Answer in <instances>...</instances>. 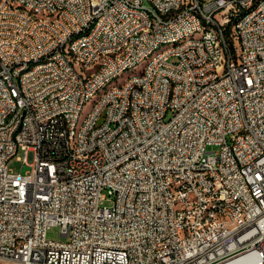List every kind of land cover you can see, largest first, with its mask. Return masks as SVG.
I'll list each match as a JSON object with an SVG mask.
<instances>
[{
    "label": "built area",
    "instance_id": "obj_1",
    "mask_svg": "<svg viewBox=\"0 0 264 264\" xmlns=\"http://www.w3.org/2000/svg\"><path fill=\"white\" fill-rule=\"evenodd\" d=\"M0 264H264V0H0Z\"/></svg>",
    "mask_w": 264,
    "mask_h": 264
},
{
    "label": "bare ground",
    "instance_id": "obj_2",
    "mask_svg": "<svg viewBox=\"0 0 264 264\" xmlns=\"http://www.w3.org/2000/svg\"><path fill=\"white\" fill-rule=\"evenodd\" d=\"M43 21H54V13H42ZM188 41V34H179L176 39L163 40L162 43H156L149 53L144 55L143 59H137L136 65H130V63H122L113 72L108 75V80L104 81L103 85H95L94 92H90L83 95L82 99V110L78 112V118L75 122H72L73 132H80L83 130L84 125L87 124L88 118L93 117L95 113V106L98 102L105 99V92H112L114 84L108 87V84L116 79L122 72L135 68L138 64L144 62L142 69H146L152 63H156L162 53L171 49H176L177 46L184 45ZM194 41H201V34H194ZM70 43H77V36H70ZM112 57H120V50H112ZM100 66V56H93L88 59V65L84 62H77V73H86V75H97V68ZM217 70H224V62H217ZM141 77V71L137 74H133L128 78ZM125 84V81L122 83ZM122 84H115V87H122ZM95 97V99H94ZM92 104L89 112L82 118V112L85 104L91 99ZM22 115V106H15L14 116ZM106 122V113H99L97 115V126H104ZM195 171H198L199 176H207V166L202 164H195ZM186 193L189 196H196V187L193 185H186ZM236 222V215H224V224H232Z\"/></svg>",
    "mask_w": 264,
    "mask_h": 264
},
{
    "label": "rangeland",
    "instance_id": "obj_3",
    "mask_svg": "<svg viewBox=\"0 0 264 264\" xmlns=\"http://www.w3.org/2000/svg\"><path fill=\"white\" fill-rule=\"evenodd\" d=\"M146 63V60L140 64H138L135 68H131L128 69L124 72H122L116 79H114L113 81H111L108 84V87H110L112 84H122L125 81V76L126 78H128L129 76L133 75V74H137L141 71V69L143 68L144 64ZM95 99V97H94ZM93 98H91L84 106L83 112L81 117L83 118L90 110L91 108V104H92V100H94ZM168 117V116H167ZM166 117V118H167ZM17 155H20L22 157V152L18 151V153L16 154V156L12 157L9 162H8V167L9 169H11L12 171L18 172L20 171L21 173L25 172L29 167L27 165L24 164L23 161L21 160H17L16 157ZM60 232V227L59 226H52L48 229L47 231V238L48 239H52V240H63L64 237L61 236L59 234Z\"/></svg>",
    "mask_w": 264,
    "mask_h": 264
}]
</instances>
